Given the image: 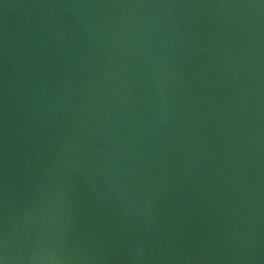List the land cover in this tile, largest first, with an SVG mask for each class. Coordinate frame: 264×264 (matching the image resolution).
Here are the masks:
<instances>
[{
    "label": "water",
    "instance_id": "95a60500",
    "mask_svg": "<svg viewBox=\"0 0 264 264\" xmlns=\"http://www.w3.org/2000/svg\"><path fill=\"white\" fill-rule=\"evenodd\" d=\"M0 264H264V0H0Z\"/></svg>",
    "mask_w": 264,
    "mask_h": 264
}]
</instances>
